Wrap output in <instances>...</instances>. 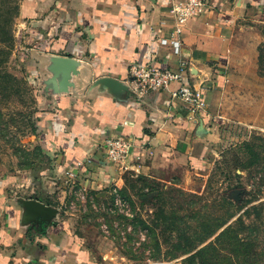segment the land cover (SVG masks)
<instances>
[{
  "label": "crops",
  "instance_id": "1",
  "mask_svg": "<svg viewBox=\"0 0 264 264\" xmlns=\"http://www.w3.org/2000/svg\"><path fill=\"white\" fill-rule=\"evenodd\" d=\"M173 1L22 0L20 31L27 39L19 45L29 67L42 75L39 125L53 167L79 166L91 188L106 186L123 169L106 155L105 141L115 135L147 145L132 162L134 171L201 166L205 131H218L216 125L230 121L233 105L224 97L232 81H250L251 92L264 95V79L257 89L254 71L237 75L232 68L244 42L255 49L262 40L257 23L264 0H210L207 11L182 31L191 71L207 85L209 113H188L170 90L132 96L126 81L132 63L152 57L161 66L178 65L172 48L159 42L175 26L169 12ZM244 31L250 38L243 42L238 38ZM257 61L256 54L252 64ZM19 178L21 186L29 181L27 173ZM5 187L0 186V264H105L73 218L53 210L60 202L38 194L39 199L9 197Z\"/></svg>",
  "mask_w": 264,
  "mask_h": 264
},
{
  "label": "rangeland",
  "instance_id": "2",
  "mask_svg": "<svg viewBox=\"0 0 264 264\" xmlns=\"http://www.w3.org/2000/svg\"><path fill=\"white\" fill-rule=\"evenodd\" d=\"M21 10L22 0H0V186H6L8 196L39 199L38 194L60 202L53 210L73 218L105 264H264L263 91L251 92L243 78L232 81L224 97L233 105L230 121L216 125L218 131H205L201 166L134 171L130 164L119 179L91 188L83 169L53 167L44 149L42 75L29 67L20 48L27 39L20 31ZM258 19L261 42L253 49L244 42L250 34L242 32L243 54L232 67L237 75L254 71L257 89L259 78L264 79V15ZM21 172L27 173L28 186L20 185ZM121 184L127 193L118 190L132 216L106 210L113 187ZM159 189L167 192L170 213L173 208L183 217L184 229L155 224Z\"/></svg>",
  "mask_w": 264,
  "mask_h": 264
},
{
  "label": "built area",
  "instance_id": "3",
  "mask_svg": "<svg viewBox=\"0 0 264 264\" xmlns=\"http://www.w3.org/2000/svg\"><path fill=\"white\" fill-rule=\"evenodd\" d=\"M209 5L210 0H177L171 3L169 12L176 23L167 35L159 37V42L172 48L173 53L179 58L178 65L161 66L156 64L152 57L145 59L144 62L132 63L126 81L134 97H143L152 90H170L172 98L179 100L188 113L194 116H205L209 113V101L205 94L206 82L195 79L191 71L192 62L184 54L182 40L184 25L191 18L203 15ZM104 145L108 159L122 168H129L132 162L140 159L139 150L147 146L125 135L108 137ZM111 195L112 201L106 208L107 212L132 216L131 205L121 195L118 187H113Z\"/></svg>",
  "mask_w": 264,
  "mask_h": 264
},
{
  "label": "trees",
  "instance_id": "4",
  "mask_svg": "<svg viewBox=\"0 0 264 264\" xmlns=\"http://www.w3.org/2000/svg\"><path fill=\"white\" fill-rule=\"evenodd\" d=\"M245 146L249 149H252L249 142H247L245 144ZM118 188L123 193H127V190L124 188V186L122 184L119 185ZM166 194H167L166 191L159 189V194L157 196V199H159L162 203H161V205H159V212H157L155 214L156 215V218L154 220L155 224L158 226V224H159L158 221H160L163 224V226H165L166 228H169V230H174L175 228L184 229V227H182V224L184 223L183 217L180 216L179 213H177L176 209H173V208H171V210H173V212L170 213V211L165 206L166 205L165 201L167 199V197L165 196ZM168 211H169V213H167ZM166 214H168V215H166ZM141 221L144 223V225H146L143 220H141Z\"/></svg>",
  "mask_w": 264,
  "mask_h": 264
},
{
  "label": "water",
  "instance_id": "5",
  "mask_svg": "<svg viewBox=\"0 0 264 264\" xmlns=\"http://www.w3.org/2000/svg\"><path fill=\"white\" fill-rule=\"evenodd\" d=\"M63 60V63H65V64H69L70 63V60L69 59H62ZM131 92V94H132V91H130ZM133 96V95H132Z\"/></svg>",
  "mask_w": 264,
  "mask_h": 264
}]
</instances>
